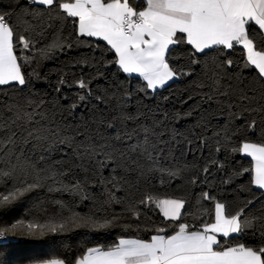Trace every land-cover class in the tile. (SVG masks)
Segmentation results:
<instances>
[{
  "label": "trees",
  "instance_id": "obj_1",
  "mask_svg": "<svg viewBox=\"0 0 264 264\" xmlns=\"http://www.w3.org/2000/svg\"><path fill=\"white\" fill-rule=\"evenodd\" d=\"M0 15L16 34L33 42L27 49L22 43L15 47L25 85L0 86V137L13 127L23 133L21 122L13 125L14 113L18 108L32 112L30 102L42 113L36 120L59 133L43 141V148L26 153L35 163L16 160L0 144V229L13 238L0 242V264L52 259L75 264L89 248L109 249L123 236L147 239L161 227L173 231L180 222L190 230L200 229L214 220L216 202L224 203L230 214L242 208L249 217L264 214V190L250 183L245 169H251L253 161L241 151L243 143L259 142L264 124L259 114L228 109L226 101L219 102L223 97L209 99L206 64L215 69L218 49L206 50L207 55L197 57L199 64H191V46H170V66L192 75L181 74L161 88L145 90L142 78L123 73L113 63L115 55L105 41L79 37L66 14L32 0H0ZM228 56L234 65L220 70L227 73L221 78L225 87L228 76H247L239 47ZM82 80L85 88L79 87ZM202 83L205 87H199ZM122 113L139 118L123 121ZM251 119L259 125L254 131L245 129ZM145 129L158 149L152 154L155 164L127 151V145L143 141ZM125 132L133 139H113ZM64 137H74L78 145L112 143L118 152L103 165L96 159L80 160L71 148L57 143ZM169 170L177 175H169ZM10 193L14 198L4 203ZM204 193L215 199H205ZM149 197L184 200L180 220L169 221L154 204L140 203ZM29 223L48 227L29 231L24 227ZM13 224L21 226L13 229ZM259 229L257 224L220 239L229 245L257 246Z\"/></svg>",
  "mask_w": 264,
  "mask_h": 264
},
{
  "label": "snow or ice",
  "instance_id": "obj_2",
  "mask_svg": "<svg viewBox=\"0 0 264 264\" xmlns=\"http://www.w3.org/2000/svg\"><path fill=\"white\" fill-rule=\"evenodd\" d=\"M47 9H55L58 15L71 18L74 28L78 29L79 37H97L106 41L109 51L115 55L113 63L125 74H137L146 82V89L155 90L163 87L168 81L178 75H192L191 71L180 73L168 63L166 54L170 46L186 43L191 46V64H199L197 57L207 55L206 50H219V60H214L215 69L206 64L205 75L209 83L207 87L212 95L209 99L223 97L228 109L240 108L244 113H256L264 124V0H34ZM62 10V12L60 11ZM43 35V33H41ZM23 44L27 49L32 41L15 32L11 22L0 15V86L16 82L25 85V76L21 73V65L15 54V47ZM34 46V45H33ZM239 47L243 68L247 76H228L227 86L221 84V78L227 76L220 70L231 69L234 61L228 53ZM235 81V84L232 83ZM86 82L80 81L79 87L85 88ZM199 87H205L200 84ZM191 97H189L190 99ZM85 96H80L84 100ZM102 100V97H97ZM29 107L32 112L21 111L14 113L13 125L21 122L23 133L13 129L9 134L0 137V144H4L3 152L15 157L18 161L35 163L26 153L35 152L43 148V141L56 137L59 133L51 128H44L33 104ZM233 117L237 113H232ZM137 116L121 114L123 121L137 120ZM7 128V123L3 125ZM112 127V124H108ZM256 119H251L245 129L255 130L258 127ZM236 131L235 128L232 129ZM123 142L132 140L133 134L119 133L113 138ZM57 143L72 149L73 156L80 160L96 159L103 165L105 161L114 159L118 149L112 143L99 144L88 141L76 144L74 137H64ZM190 143V142H189ZM55 147V144L52 145ZM44 148V151H51ZM158 149L150 140V134L145 129L142 142L127 145L129 153H135L143 159L156 163L153 153ZM252 158L254 165L245 169L251 176L250 183L258 189H264V135L259 142H245L242 149ZM123 157V153H120ZM103 157V159H99ZM40 161L45 160L43 154ZM135 160V157L132 158ZM63 163V161L58 162ZM138 163V162H137ZM135 166V165H134ZM151 167V165H149ZM208 171L207 168L204 169ZM169 175L177 172L169 170ZM14 198V193L5 195L3 202ZM204 198L214 200L207 193ZM141 204H154L169 221H179L181 209L185 208L182 199H153L141 200ZM250 203V202H249ZM214 222L203 223L200 229L194 226L190 230L187 223L180 222L174 227L173 233L161 227L149 240L120 239L119 242L103 250L89 248L82 259L75 264H264V214L247 216L242 208L235 214L226 212L224 203L216 202ZM139 220V213L135 214ZM111 223L112 221H107ZM260 226L261 243L250 246L243 243L229 245L218 238H227L230 234H239L249 228ZM13 224L12 228L20 227ZM29 231L40 229L44 225L27 224ZM55 231L54 227L50 228ZM4 236L0 232V238ZM43 264H66L64 260L52 259ZM67 264H72L68 261Z\"/></svg>",
  "mask_w": 264,
  "mask_h": 264
},
{
  "label": "crops",
  "instance_id": "obj_3",
  "mask_svg": "<svg viewBox=\"0 0 264 264\" xmlns=\"http://www.w3.org/2000/svg\"><path fill=\"white\" fill-rule=\"evenodd\" d=\"M32 1L34 2V0H32ZM67 2H71V1H67ZM95 38H97V37H95ZM97 39H100V38H97ZM101 40H102V39H101ZM105 42H106V41H105ZM18 63H19V62H18ZM21 73H22V70H21ZM22 74H23V73H22ZM132 75H137V74H132ZM174 78H175V77H174ZM174 78H173V79H174ZM173 79H172V80H173ZM172 80H170V81H172ZM170 81H168L167 83H169ZM167 83H166V84H167ZM166 84H165V85H166ZM158 88H161V87H158ZM158 88H157V89H158ZM242 154L245 155V156H247L243 151H242ZM248 157H250V156H248ZM250 158H251V157H250ZM251 159H252V158H251ZM253 165H254V162H253ZM254 185H255V184H254ZM255 186H256V185H255ZM256 187H257V186H256ZM263 190H264V189H263ZM165 199H176V198H165ZM181 213H182V209H181ZM212 222H214V220H213ZM212 222H211V223H212ZM172 233H173V231L169 232V234H172ZM154 234H156V233H154ZM230 235H232V234H230ZM218 238H221V237H218ZM120 239H142V238H139V237H130V236H123V237H121ZM120 239H119V240H120ZM149 239H150V238L143 239V240H149ZM118 242H119V241H118ZM95 248H101V247H95ZM101 249H103V250H108V249H104V248H101ZM86 253H87V252H86ZM86 253H85V254H86ZM85 254H84V255H85ZM84 255H83V256H84ZM83 256H82V257H83ZM82 257H81L80 259H82ZM80 259H79V260H80ZM44 261H48V260H42V261H39V262H33V263H28V264H43Z\"/></svg>",
  "mask_w": 264,
  "mask_h": 264
},
{
  "label": "built area",
  "instance_id": "obj_4",
  "mask_svg": "<svg viewBox=\"0 0 264 264\" xmlns=\"http://www.w3.org/2000/svg\"><path fill=\"white\" fill-rule=\"evenodd\" d=\"M0 232L4 233V236L0 238V242H9L13 240L12 236L6 234L3 230L0 229Z\"/></svg>",
  "mask_w": 264,
  "mask_h": 264
}]
</instances>
